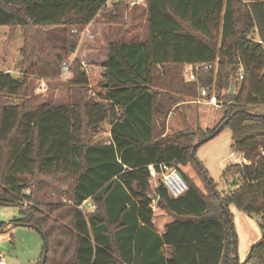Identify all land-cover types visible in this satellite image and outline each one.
<instances>
[{"label":"trees","instance_id":"trees-1","mask_svg":"<svg viewBox=\"0 0 264 264\" xmlns=\"http://www.w3.org/2000/svg\"><path fill=\"white\" fill-rule=\"evenodd\" d=\"M145 1L146 37L105 42L102 90L90 98L30 106L9 102L7 95L24 90L29 75H57L77 45L78 35L70 39L68 30H83L107 6L105 0H0V25L19 27L23 38L20 74L0 71V204H17L20 217L12 221L41 232L46 246L40 264H236L233 224L224 208L233 204L264 217V112L257 110L264 106V0ZM123 2L112 1L106 14H124L118 8H126ZM29 26L59 27L65 38L57 44L58 35L54 42L47 35L39 39L41 32L28 37ZM215 61L216 69L196 74L223 98L218 123L199 131L198 126L195 143L191 131L162 135L169 112L182 100L171 93L199 94L196 82L186 78V66ZM72 63L70 83L81 90L88 77L78 59ZM162 69L178 82L156 86ZM231 78L236 92L228 95ZM106 119L107 138L90 142V132ZM225 126L231 150L243 153L245 162L224 164L223 182L234 189L219 191L194 150ZM160 163L176 165L187 182L177 197L161 181L152 190L156 205L175 216L161 235L152 221L147 169ZM187 164L205 182V192L179 167ZM60 175L70 179L67 190L52 187L56 201H39L45 198L38 196L42 180L32 179ZM87 198L95 208L82 212L75 205ZM60 208L63 214L54 213ZM59 218H69L68 227L57 225ZM163 245L171 248L168 257ZM238 264H264V234Z\"/></svg>","mask_w":264,"mask_h":264},{"label":"rangeland","instance_id":"rangeland-1","mask_svg":"<svg viewBox=\"0 0 264 264\" xmlns=\"http://www.w3.org/2000/svg\"><path fill=\"white\" fill-rule=\"evenodd\" d=\"M243 3H247V1L244 0ZM124 4L126 8H123V6L121 7V5L118 7L121 8V13L124 10V14L122 15L116 14V16H108L106 11L111 8V5H108L106 9L100 10L96 14L94 20L83 30L78 28V33L76 34L68 30L70 39H75L76 35L78 36L76 49L62 60L70 65L69 71L66 74L62 75L60 69H58L59 73L55 76L45 77L39 74L29 75L26 88L19 94L7 95L8 101L13 103L25 102L30 106L43 103L60 104L70 100L76 101L80 98H90L94 96L97 91L102 90L101 82L103 81V68L101 61L104 58L105 42L107 40H141L147 35L142 5L130 6L129 4ZM24 31L27 33L28 37H38V34L41 32L39 39H43L47 35L53 40L54 35H58L57 38L54 39L57 44H61L63 38H65V33H63L59 27L36 28L29 26L25 27ZM253 37L254 39L258 38L256 33H254ZM22 42V31L19 27L10 30L4 25H0V71L11 70L14 74H20L21 55L19 49ZM43 45L44 44L41 45L42 50ZM45 49L47 50V48ZM41 54L44 55V50ZM74 58L79 60V69H83L88 77V84L82 87L81 90H79L80 88L78 86L70 83L71 79H73L74 69L76 68V65L74 66L72 63ZM159 71L160 69L157 68L155 73H159ZM162 71L164 74L162 73L155 80L156 86L165 88V86L168 85L166 81L171 80V85L178 82V78L175 75L172 76L169 70L162 69ZM186 78L190 82L187 76ZM163 82L167 85H161ZM168 88L170 87L168 86ZM208 90L209 92H214L211 88H208ZM186 91L190 92L189 89H186ZM234 91L236 92V86H234ZM171 94L174 97L186 100L185 102L187 103L181 106L180 111H173L175 115L174 119L168 118L167 126L169 122H182L183 124L178 130L191 131L193 133V143L199 140V135L195 134L197 132V127H201V129L198 128V131L203 130V127L213 128L216 125L218 117L222 114L219 105L209 104L208 108L205 107L198 110L195 108L197 106V104H195L194 109H191L192 104L188 102L191 99L194 100L198 98L197 91L195 96L188 94H182L180 96L175 93ZM222 99L221 97V100ZM172 110H174V108H172ZM257 110L264 112V106L257 107ZM181 112L183 113L181 114ZM158 121L162 122L160 116H158ZM108 127L109 125L106 119L99 124L97 130L90 132L88 137L89 141L93 142L106 139ZM173 132H175V130ZM231 145V131L225 126L211 138L200 143L194 150L195 157L207 170L208 176L216 183L217 187H219L217 188L219 191L221 189H226V187L230 190L234 189L232 183L228 184V181L223 182L222 175V168L225 162H227H223V159L226 160V158H228L227 156L231 151ZM179 167L202 192L206 191L204 188L205 182L197 174L193 165H179ZM229 176L231 175L228 174V178L226 179H229ZM32 180L33 182L40 181L42 185L38 191V196L41 197L40 195L44 193L45 198L43 200L42 198L38 200L47 202H54L57 199V197L50 196V193L53 191L52 187H63L65 192V190H67L65 186L66 182H70V179L63 180L61 175L58 177L39 176L34 177ZM155 181L154 178H149L148 193L151 196L152 202L157 201L152 193ZM62 209L63 208H60L54 213L61 212L63 211ZM228 211L231 216L235 234V253L238 258V263H241L245 259L251 244L256 242L261 235L264 234V228L261 226V223H259V216L257 214L248 215L236 208L233 204H229ZM155 212L156 211L153 210V215ZM61 213L63 214V212ZM19 217V206L17 204H0V222L4 224V226L0 228L2 230L0 231V255L5 260L6 264H40L42 246L44 243L43 236L38 229L25 225H12V220ZM68 219L69 218H59L56 224L68 227Z\"/></svg>","mask_w":264,"mask_h":264},{"label":"built area","instance_id":"built-area-1","mask_svg":"<svg viewBox=\"0 0 264 264\" xmlns=\"http://www.w3.org/2000/svg\"><path fill=\"white\" fill-rule=\"evenodd\" d=\"M112 1L116 0H105V6L111 5ZM126 4H129L130 6H133L135 4H138L139 0H124ZM216 61L214 63L212 62H202V63H197L194 64L191 68L187 70V77L190 81H195L197 86H198V91H199V98L196 100V102H205L207 104L211 105H219L221 106L222 102L221 99H219L217 93L215 92V88L213 85H211V89L214 92H209L207 86L203 85L201 80L198 79L196 71L199 69L207 70L210 68H215L216 69ZM69 63L66 61L61 62V67H60V73L62 75L66 74L69 71ZM11 71V70H7ZM237 73H238V78L241 79L242 76V67L239 65L237 67ZM224 93V90H221L220 95ZM228 161L231 163H241L245 162L243 153L231 150L229 155H228ZM227 161V162H228ZM148 173H149V178H154L157 181H161L162 184L166 187L170 195L173 197H177L181 195L182 193L185 192L187 189V182L179 172L178 168L174 164H166V163H160L158 166H154L153 164H148L147 166ZM27 192V190L25 191ZM77 209H79L82 212L86 211H93L95 208V204L93 201L89 198L84 199L81 203L75 205ZM155 206V202H152L151 207L153 208ZM259 222H262L264 224V217L259 215ZM0 264H6L5 260L2 258L0 255Z\"/></svg>","mask_w":264,"mask_h":264},{"label":"crops","instance_id":"crops-1","mask_svg":"<svg viewBox=\"0 0 264 264\" xmlns=\"http://www.w3.org/2000/svg\"><path fill=\"white\" fill-rule=\"evenodd\" d=\"M139 5H142V7H143V9L145 8V6H146V1L145 0H139V2H138V4H136V5H133V6H139ZM145 15V14H144ZM193 65L192 64H190V65H188V66H186L187 68L186 69H189V68H191ZM5 70V69H4ZM10 72H12V71H10ZM198 98H199V96H198ZM197 98V99H198ZM197 99H191L188 103H190V104H192L191 105V109L193 108L194 109V105L195 104H197V106L195 107L196 109H202V108H208V105L209 104H207V103H205V102H203V103H198V102H196V100ZM186 100H181V102L180 103H178L176 106H174V110H172V111H170L169 112V114H168V116H167V118H166V121H165V129H164V131H163V134L162 135H170V134H172L173 133V131L175 130H178V129H180L179 127H181V125L183 124L182 122L181 123H178V122H174L173 121V123L171 122H169V124H168V126H167V120H168V118H171V119H174V112L173 111H180V108H181V106L182 105H184L185 103H187V102H185ZM200 104V105H199ZM220 107V106H219ZM183 112H181V114H182ZM222 117V114L218 117V120H217V122H216V124L218 123V121L220 120V118ZM203 128H206V127H203ZM228 157V156H227ZM221 159V158H220ZM228 159L229 158H226V160L225 159H223V162L224 161H228ZM226 163V162H225ZM156 180V179H155ZM157 183H158V181L156 180L155 181V184L153 185L154 187L157 185ZM153 187V188H154ZM219 188V187H218ZM153 197H154V194H153ZM155 198V197H154ZM152 204V203H151ZM153 210H155L156 212L154 213V215L152 216V221H153V225H154V229H155V232L157 233V234H159V235H161L163 232H164V230H165V225L167 224V223H169V222H172L173 220H175V216L173 215V214H171V213H169V212H167L166 210H164V209H162V208H160V207H158L157 205H156V201H155V206L152 208ZM12 223V225H14L15 224V222H11ZM7 224H9V223H7ZM15 225H20V226H23V225H25V224H18V223H16ZM26 226V225H25ZM30 227V226H29ZM0 231H2L1 229H0ZM162 250H163V254H164V256L165 257H168L169 255H170V252H171V248L169 247V246H167V245H163V247H162Z\"/></svg>","mask_w":264,"mask_h":264},{"label":"water","instance_id":"water-1","mask_svg":"<svg viewBox=\"0 0 264 264\" xmlns=\"http://www.w3.org/2000/svg\"><path fill=\"white\" fill-rule=\"evenodd\" d=\"M234 86L235 85H234V82H233V78H231L230 82H229V87H228V90H227V94L228 95H233L235 93ZM154 197L157 199V195L156 194H154ZM224 211H225V213H226V215L228 217V220L231 221L230 217L228 216V211L225 208H224ZM19 224H21V223H19ZM230 225H232V222H231ZM232 231H233V229H232ZM44 246H46V242L45 241H44ZM45 254H46V252H45V249H44L43 254H42V262L43 263L45 261ZM234 259H235V263L238 264V258H237L236 253L234 254Z\"/></svg>","mask_w":264,"mask_h":264}]
</instances>
